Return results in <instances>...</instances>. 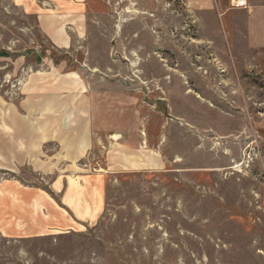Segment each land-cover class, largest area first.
Here are the masks:
<instances>
[{
  "label": "rangeland",
  "instance_id": "1",
  "mask_svg": "<svg viewBox=\"0 0 264 264\" xmlns=\"http://www.w3.org/2000/svg\"><path fill=\"white\" fill-rule=\"evenodd\" d=\"M230 1L0 0V137L32 150L0 157V188L31 197L25 227L17 209L15 235L0 230V264H264V46L249 47ZM121 79L143 134L154 125L135 153L153 149L159 168L117 170L107 146L77 159L59 145L76 96L115 108L119 92L95 85ZM71 184L96 197L88 221L63 202Z\"/></svg>",
  "mask_w": 264,
  "mask_h": 264
},
{
  "label": "crops",
  "instance_id": "2",
  "mask_svg": "<svg viewBox=\"0 0 264 264\" xmlns=\"http://www.w3.org/2000/svg\"><path fill=\"white\" fill-rule=\"evenodd\" d=\"M208 6L211 8L210 6L212 5L208 4ZM224 8L230 14L234 12L232 10H236L238 12L243 10V12L248 16L249 26L247 25L246 37L249 47L261 48L264 46V0L250 2L247 7L237 6L236 3L230 1L227 6H224ZM48 21L51 23V20ZM236 27H238V25H232V27L228 26L227 28L228 33L225 36L230 45H234V41L238 40L240 37V32L237 36ZM99 78L100 82L111 81L107 80L108 77L99 76ZM73 80L75 86H79L80 92L85 91L86 87L80 85L78 78L73 77ZM119 82L124 84H120V88L115 89V91H113L112 88H116L117 85L113 86L106 83L95 85V88L104 87L110 90L109 92H119L118 94L113 95L119 97L112 99L114 102H118V104L110 106H116L115 108L108 109L107 106H97L93 109V105H91V95H87V98L85 99L80 98L79 95L76 96L77 100H79V105L77 107L75 106V113L77 114V118L79 120L70 123L72 124L70 128H68L69 125L66 122L63 123V129L67 128V132L71 131L72 136L70 138L59 139V145L73 147V151L70 150L69 153L63 151V153L67 155L74 153L78 156L77 159L83 158L86 153L89 158H92L93 156L95 158L98 153L102 152L101 146H107L104 151H106L107 158H109L110 162L112 160H119L120 164H122L117 170H122L123 168L128 169V165L135 166L131 168L140 169L144 166H146V168L153 169L159 168L161 165V159L157 153L151 152L153 149L146 154L140 153L138 155L135 153L144 152L136 147L138 145H143L144 143H149V140L152 138V128L154 125L151 119H149L147 122L149 124L145 125L147 132L146 134H143L144 130L142 118L144 119V117L141 114L143 110L141 108L142 105L140 103L139 107H135L138 102H141V100L139 97L133 96L134 94L131 93L127 83H125L127 82V79H121ZM102 91L104 92V90ZM116 99L120 100L117 101ZM84 100L86 101L84 102ZM133 100H136V104H134V106L130 105L132 107H128V101L133 104ZM108 101H111V99H108ZM86 102L90 103V105H84ZM42 142L43 141H41V143ZM42 154H47L46 149H41L40 155L42 156ZM31 156L32 150L30 138H17L13 136H8L7 138H4L3 136L0 137V157H5L7 161L12 162H27L31 159ZM149 156H153L154 162H149V159H145ZM70 159V157H63V160L69 161ZM40 160L43 161L44 158H40ZM11 184L12 183L8 181V185ZM72 184L69 186L70 189L72 188ZM23 190L24 198H17L15 186H9L7 190L0 188V230L3 234L15 235L16 225L18 224L16 221L17 209L21 210L20 215H22L23 219H25L23 224L24 227L27 220L30 219V192H28V196L25 198L27 192L26 187H24ZM74 190L75 189H71L69 191L70 195L63 198V202L68 205L72 212H74L77 219L88 221L90 219L89 212L95 208L96 197H88L83 185L79 187V190ZM43 201L44 203L47 202L46 196L43 197ZM40 202H42V197ZM40 207L42 209L41 205ZM43 209L46 208L43 207ZM28 224L30 225V223Z\"/></svg>",
  "mask_w": 264,
  "mask_h": 264
},
{
  "label": "built area",
  "instance_id": "3",
  "mask_svg": "<svg viewBox=\"0 0 264 264\" xmlns=\"http://www.w3.org/2000/svg\"><path fill=\"white\" fill-rule=\"evenodd\" d=\"M236 5L237 6H242V7H247L248 6V2H247V0H237L236 1Z\"/></svg>",
  "mask_w": 264,
  "mask_h": 264
}]
</instances>
